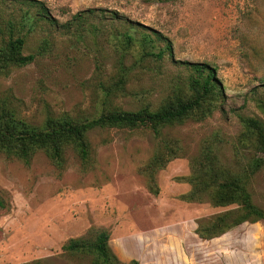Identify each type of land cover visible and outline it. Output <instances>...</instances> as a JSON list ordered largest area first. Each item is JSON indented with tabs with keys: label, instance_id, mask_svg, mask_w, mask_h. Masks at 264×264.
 <instances>
[{
	"label": "rangeland",
	"instance_id": "374dc122",
	"mask_svg": "<svg viewBox=\"0 0 264 264\" xmlns=\"http://www.w3.org/2000/svg\"><path fill=\"white\" fill-rule=\"evenodd\" d=\"M10 36L36 59L0 74V100L32 126L157 111L188 92L192 72L182 63L215 68L224 97L160 137L148 128L92 130L90 158L67 148L62 168L42 150L29 163L0 155V264H94L64 247L100 231L121 264H264V220L205 240L200 223L238 205L182 200L193 189L184 179L210 147L217 169L247 176L264 211V0H0V48ZM166 145L179 152L152 181Z\"/></svg>",
	"mask_w": 264,
	"mask_h": 264
},
{
	"label": "trees",
	"instance_id": "16d2710c",
	"mask_svg": "<svg viewBox=\"0 0 264 264\" xmlns=\"http://www.w3.org/2000/svg\"><path fill=\"white\" fill-rule=\"evenodd\" d=\"M94 12L93 10L87 11ZM53 26L68 29L71 24L58 26L52 17H46ZM82 13L75 16L81 21ZM131 36L128 37L129 40ZM24 39L10 38L0 48V74H5L12 67H25L32 64L36 56L24 55ZM170 50V45H167ZM152 56L157 54L151 53ZM160 57V56H157ZM191 70L188 92L175 95L157 110L143 108L136 112L112 110L99 117L76 120L69 115L49 117L41 127L32 126L22 119L7 100H0V155L16 158L29 163L31 157L39 150L44 151L51 162L62 168L67 148H72L83 161L90 158L91 146L88 134L95 129H136L148 128L156 137H160L165 126L182 124L187 119H199L212 113L217 107L219 97H224V89L216 78V69L208 64L182 63ZM189 93V94H188ZM257 124V123H256ZM166 152L155 156L151 164L153 174L176 157L179 148L166 145ZM258 154H264V148ZM168 156V158H166ZM214 151L207 147L200 159L194 163V173L185 178L193 185L192 191L183 196L186 202H201L208 197L214 206L225 207L237 204L238 208L214 217L209 222L200 223L197 234L202 239L211 240L220 237L230 230L246 223H257L264 220V211L252 201L247 189V176L232 177L225 169H217L214 165ZM163 159L164 160L163 162ZM260 166V161L256 164ZM5 203L0 200V209ZM110 235L100 231L93 241L82 239L70 240L64 249L72 254L83 253L93 256L94 264H121L109 245ZM130 264H138L132 261Z\"/></svg>",
	"mask_w": 264,
	"mask_h": 264
}]
</instances>
